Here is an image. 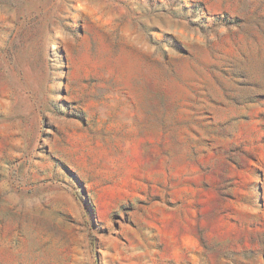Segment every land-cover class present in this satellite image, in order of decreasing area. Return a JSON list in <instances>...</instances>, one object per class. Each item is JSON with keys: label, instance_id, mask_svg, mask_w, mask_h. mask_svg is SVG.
<instances>
[{"label": "rangeland", "instance_id": "1", "mask_svg": "<svg viewBox=\"0 0 264 264\" xmlns=\"http://www.w3.org/2000/svg\"><path fill=\"white\" fill-rule=\"evenodd\" d=\"M0 264H264V0H0Z\"/></svg>", "mask_w": 264, "mask_h": 264}]
</instances>
